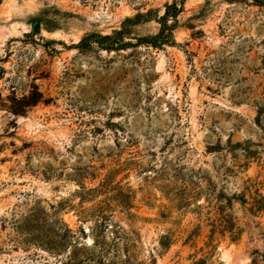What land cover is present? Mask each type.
<instances>
[{"label": "rangeland", "instance_id": "1", "mask_svg": "<svg viewBox=\"0 0 264 264\" xmlns=\"http://www.w3.org/2000/svg\"><path fill=\"white\" fill-rule=\"evenodd\" d=\"M0 68V264H264V0H0Z\"/></svg>", "mask_w": 264, "mask_h": 264}, {"label": "trees", "instance_id": "2", "mask_svg": "<svg viewBox=\"0 0 264 264\" xmlns=\"http://www.w3.org/2000/svg\"><path fill=\"white\" fill-rule=\"evenodd\" d=\"M263 2V1H261ZM172 11V12H170ZM179 11L178 6L175 4L166 7V11L164 12L163 16L160 17V24L161 29L158 35L149 37L146 43H151L152 46L157 44L158 41L160 43H169L172 41L171 39V26L168 25V18L171 17L172 19L176 18V13ZM104 40H110L109 36L102 37ZM115 42L111 41L104 47L106 50H110L115 46ZM0 72H2V68H0ZM16 88L14 87L11 89L10 93L2 98L0 96V109L5 111V113L14 116V117H23L25 116L33 107L37 106L40 103L48 104L49 100L43 96V93L40 92L38 86L31 82L28 86V89L23 90L21 95L17 96ZM257 117L256 121H260L261 116L264 115V107L263 105H257ZM261 206H258L256 210H261ZM216 217L212 221V234L215 232L225 233L228 232L231 236V239L235 241L237 239L238 232L234 230L235 225L232 222L230 216L224 213V206H217L216 207Z\"/></svg>", "mask_w": 264, "mask_h": 264}]
</instances>
